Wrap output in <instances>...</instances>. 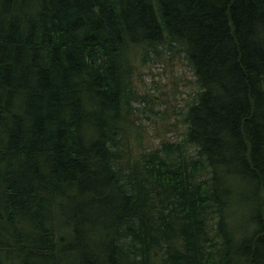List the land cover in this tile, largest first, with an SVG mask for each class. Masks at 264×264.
Wrapping results in <instances>:
<instances>
[{
    "label": "trees",
    "instance_id": "trees-1",
    "mask_svg": "<svg viewBox=\"0 0 264 264\" xmlns=\"http://www.w3.org/2000/svg\"><path fill=\"white\" fill-rule=\"evenodd\" d=\"M167 45L196 155L125 158ZM0 264H264V0H0Z\"/></svg>",
    "mask_w": 264,
    "mask_h": 264
},
{
    "label": "rangeland",
    "instance_id": "rangeland-1",
    "mask_svg": "<svg viewBox=\"0 0 264 264\" xmlns=\"http://www.w3.org/2000/svg\"><path fill=\"white\" fill-rule=\"evenodd\" d=\"M159 49L160 54L150 50L149 56L138 54L133 59L131 128L125 158L130 152L138 157L166 141H185L184 118L201 88L183 48L167 45ZM184 146L189 155H196L193 147Z\"/></svg>",
    "mask_w": 264,
    "mask_h": 264
}]
</instances>
